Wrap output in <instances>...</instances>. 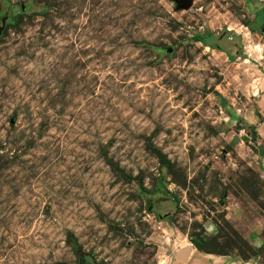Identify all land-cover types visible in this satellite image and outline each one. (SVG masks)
<instances>
[{
  "label": "rangeland",
  "instance_id": "1",
  "mask_svg": "<svg viewBox=\"0 0 264 264\" xmlns=\"http://www.w3.org/2000/svg\"><path fill=\"white\" fill-rule=\"evenodd\" d=\"M3 15L0 264H264V0Z\"/></svg>",
  "mask_w": 264,
  "mask_h": 264
},
{
  "label": "trees",
  "instance_id": "2",
  "mask_svg": "<svg viewBox=\"0 0 264 264\" xmlns=\"http://www.w3.org/2000/svg\"><path fill=\"white\" fill-rule=\"evenodd\" d=\"M195 37H200V36H195ZM202 38V37H201ZM200 39V38H199ZM201 40H205V38H202ZM208 41H206L207 43ZM207 44H210V43H207ZM146 46V45H145ZM251 134L254 136L255 135V130L254 128L251 129ZM234 238L236 241L239 242L240 245H243L244 246V250L243 251H247L249 252L251 255H252V248L248 245V243L241 237L239 236L237 233L234 232ZM216 236H212V238L210 240H215ZM210 240H204L203 237L201 236H198V238L194 237L193 235L190 236L189 238V242L190 244L192 245V247H194L196 250L200 251V252H204V253H213V254H219V255H224V254H227L224 250H221L219 248H209L207 247V244L208 242H210ZM241 251V250H240ZM242 251L239 253L240 255H243L241 254ZM245 255V254H244Z\"/></svg>",
  "mask_w": 264,
  "mask_h": 264
},
{
  "label": "crops",
  "instance_id": "3",
  "mask_svg": "<svg viewBox=\"0 0 264 264\" xmlns=\"http://www.w3.org/2000/svg\"><path fill=\"white\" fill-rule=\"evenodd\" d=\"M262 18V17H260ZM259 21V20H258ZM262 22H264L263 19H261ZM190 244V243H189ZM189 246V253L187 255H185V249L184 248H181L180 250H178L176 252V254H174V256H177L176 259H177V262H173L174 264H184V263H189V264H200L197 262V260L200 259V261H205L204 259L207 260V263H210L211 261V258H218V257H221L219 254H213V253H204V252H200V251H197L194 247H192L191 245H188ZM193 251H196V252H193ZM194 253H197L196 254V257L194 256ZM182 254V256H181ZM194 256V257H193ZM197 258L196 262H195V259Z\"/></svg>",
  "mask_w": 264,
  "mask_h": 264
},
{
  "label": "water",
  "instance_id": "4",
  "mask_svg": "<svg viewBox=\"0 0 264 264\" xmlns=\"http://www.w3.org/2000/svg\"><path fill=\"white\" fill-rule=\"evenodd\" d=\"M175 3V8L176 9H187L192 3V0H172ZM5 15L2 16L0 19V29L3 26ZM166 51H170L169 48L166 49Z\"/></svg>",
  "mask_w": 264,
  "mask_h": 264
},
{
  "label": "bare ground",
  "instance_id": "5",
  "mask_svg": "<svg viewBox=\"0 0 264 264\" xmlns=\"http://www.w3.org/2000/svg\"><path fill=\"white\" fill-rule=\"evenodd\" d=\"M188 253H189V249L186 248V249H185V255H187ZM181 256H182V254H181Z\"/></svg>",
  "mask_w": 264,
  "mask_h": 264
}]
</instances>
